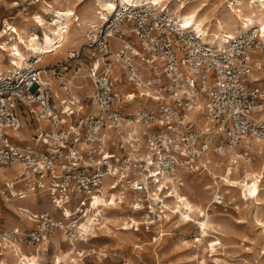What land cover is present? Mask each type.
<instances>
[{"label": "built area", "instance_id": "built-area-1", "mask_svg": "<svg viewBox=\"0 0 264 264\" xmlns=\"http://www.w3.org/2000/svg\"><path fill=\"white\" fill-rule=\"evenodd\" d=\"M118 5L106 17L99 12L83 47L51 67L56 82L44 78L40 55L22 70L0 67V167L19 166L17 177L0 185V198L46 196L59 213H35L29 229L0 228V264L5 249L46 255L57 233L73 248L88 243L98 237L106 211L122 206L131 213L124 229L156 228L154 239H163L174 214L171 195L182 191L187 174L208 171L211 155L234 156L232 167L250 163L253 148L264 143V118L253 115L264 112V76L252 78L264 73L256 28L218 46L183 28L166 7ZM112 38L121 43L115 52ZM81 62L88 92L72 84ZM142 64L151 65L147 76ZM117 66L120 78L113 76ZM124 75L144 105L136 113L127 110L133 102L127 93L117 90ZM24 131L28 139L18 135ZM119 192L130 200L116 197L113 204ZM225 196L217 191L213 203ZM96 197L106 202L93 206ZM89 218L93 228L82 230Z\"/></svg>", "mask_w": 264, "mask_h": 264}, {"label": "bare ground", "instance_id": "bare-ground-1", "mask_svg": "<svg viewBox=\"0 0 264 264\" xmlns=\"http://www.w3.org/2000/svg\"><path fill=\"white\" fill-rule=\"evenodd\" d=\"M236 2V5L231 6V0H220L218 5H215L210 0H118L117 2L113 0H55L54 3L44 5L46 15L50 16L49 19L40 13L37 14L35 22L41 28L40 30H30L29 26L14 28L16 33H9L8 37L0 42V67H3L6 71L22 70L27 67L33 56L40 55L41 61L39 64L44 69V78L56 82V78L54 76L52 77L51 67L61 61L67 60L69 55L76 51L77 46H80L79 49L83 47L85 42L84 34L90 25L99 21V12L106 17L108 14L116 12L119 7L118 4L125 5L127 3H135V6L148 4L160 8L166 7L179 18L183 28L198 32L214 45L221 46L228 38H236L238 35L252 28H256L259 31L261 40L264 41V0H236ZM89 3H92L94 6V11L91 16L86 17L87 14L85 16L83 13H78L80 7L83 8ZM89 8L92 9L91 7ZM76 16H78L77 23H75ZM2 36H0V40ZM116 49L113 48V52ZM6 58L8 59V65L5 63ZM151 69V65L142 64L140 72L147 76L152 71ZM121 70L122 68L120 66H117V70H113L115 77L120 78L122 74ZM155 71L159 72L160 70L155 69ZM84 75L82 73V75L77 76L78 83L73 82L72 84L79 85L81 88H84L83 91L86 90L88 92L91 86L81 78ZM262 76H264L263 72H254L252 74V78L254 79H259ZM120 87L122 89L130 88L131 90L129 91L131 93H127L126 95L129 100H132L138 105L139 94L136 89H132V84L120 85ZM56 89L59 94L63 95L60 88ZM139 89L141 91L143 90L141 87ZM138 110L139 107L133 111L129 110V112L136 113ZM261 117L264 118V112L261 114ZM191 118L195 117L192 116ZM202 121L199 120L198 123L201 124ZM124 128L126 129V126ZM18 135L23 139L28 138V134H23L22 132L18 133ZM253 151L256 156L252 162L238 164L234 167L230 163L234 156L227 155L226 157H218L211 155V167L213 168H209V175L216 184L229 187V189L232 188L233 190L238 189L240 190L239 194L241 196L250 199L255 204V211L252 213L253 222L264 227V212H260L263 204L264 143L253 148ZM14 168V171H10L8 167H0V176L3 179L0 178V181L16 178L19 166H14ZM208 188L210 186H206L205 189ZM173 192L174 194L171 196H175L176 199L172 200V204H168V208L178 218L174 219L172 215L169 216V218H173L171 223L175 227L192 226L198 231V237L196 239H181L180 243L185 247L195 244L198 248L210 249L211 256H215L218 253V248L213 244L215 233L223 231L224 226L211 216L208 210L211 201L207 200L203 195L195 196L189 194L186 190L180 192L177 188H174ZM127 195L124 192H119L112 197V203H117L116 197L122 202L127 200ZM35 196V194L29 193L28 197L23 201L32 199ZM5 202L7 203L8 209H13L24 218V221L22 220L23 223L11 218L9 227H19L22 226L21 224H32V215L26 213L29 210L25 209L26 211H24V208L17 207L15 202H10L8 199ZM100 202L106 201L103 197H96L93 206L98 205ZM122 211V213L105 217L104 224L100 227V231L104 236L112 235L116 239H124V234H134L129 229L123 228L126 219L131 215L128 214L126 207L122 208ZM123 213H126V216ZM134 222L136 223L137 220H134ZM125 225L128 226V224ZM92 228V218L82 223V230L88 231ZM262 232H264V229ZM64 238L65 236L63 234H56L54 243L57 248H59L60 242ZM19 250V248L17 250H3V263L41 264L40 261L43 257L41 254H37L33 249H30L32 251L30 253L23 252L21 254ZM71 252V249L66 251L60 249L53 257V264H81L77 256L74 253L71 254ZM100 253L104 256L107 255V252L104 250L100 251ZM198 263L206 264L204 256Z\"/></svg>", "mask_w": 264, "mask_h": 264}, {"label": "rangeland", "instance_id": "rangeland-1", "mask_svg": "<svg viewBox=\"0 0 264 264\" xmlns=\"http://www.w3.org/2000/svg\"><path fill=\"white\" fill-rule=\"evenodd\" d=\"M210 1L215 5H218L220 2V0ZM54 2L55 0H0V36L3 35L0 42L4 41L9 33L15 34L16 31L14 28L29 26L30 30H40L41 28L37 26L35 18L37 14L40 13L47 16L49 19L50 16L46 15L44 5ZM78 11V13H83L85 16L87 14L86 17H89L94 11V6L92 3H89L83 8L80 7ZM98 20L100 21V14L98 15ZM203 39H206V37L204 36ZM111 44L112 48L116 49L121 43L113 39ZM79 48L80 46H77L76 50ZM7 61L8 59L5 60V63L8 65ZM158 67H160V70L162 69L161 66L158 65ZM79 68H81L80 75H82V73L85 74L84 69L86 67L83 62L80 63ZM75 70L77 69L73 66L70 71L71 75L75 74ZM115 70H117V68ZM113 76H115L114 73ZM125 80L126 75L123 76V83H120L121 86L129 84ZM117 88V90H122L125 93H131V91H129L131 90L130 88L122 89L120 86ZM132 89L135 88L132 87ZM136 105L137 104L134 102L130 105L126 104L127 110L133 111L137 107L141 108L144 106L141 105L140 101L138 105ZM253 115L256 118L261 117V114ZM24 133L28 134L26 131H24ZM8 169L14 171L15 168L8 167ZM209 171L210 170L202 173L187 174L188 176H186L182 191L186 190V192L195 196L203 195L207 200H210L211 203L208 210L211 216L224 226L223 231L215 233L213 244L218 248V253L215 256H211L212 253L210 249H204L203 247L198 248L195 244L189 247L183 246L180 240L196 239L198 237V231L192 226L175 227L171 222L173 218L177 219L178 217L175 214H171L173 218L171 222L166 225L163 239H154V237H156V228H152L150 231L142 228L140 232L130 230L134 234H124V239H116L112 235L104 236V234L99 231L96 234L98 237L89 238L88 243L78 242L75 248L71 247L68 242L63 241L64 239L60 242L59 248L55 246V243H51L49 246L50 251L41 258V264H53V257L60 249L63 251L68 249L74 250V255L77 256L81 264H199L198 261L201 260L203 256L206 259V264H264V232H262L264 227L253 222L252 213L255 211V204L250 199L241 196L239 194L240 190H233L232 188L229 189V187L216 184L209 175ZM109 181L110 180L107 179V182ZM2 183L3 181H0V185H2ZM206 186H210V188L205 189ZM219 190L220 193L226 195L225 201L222 204L213 203L215 194H217ZM127 200H130L129 196ZM10 202H15V205L24 208V211H26L25 209L29 210V212L26 211V213L32 215L31 219L35 213L42 211H53L59 215L58 211L53 208L54 206L49 197L46 196L36 195L32 199L23 201L24 203L21 202V200ZM262 203L260 212H264V186L262 188ZM125 207L126 206L117 209H108L106 211V216L122 213V208ZM127 209L128 214L131 215L129 208ZM22 213L24 212L22 211ZM123 214L126 216V213ZM11 218L19 220L22 223L24 221L21 214L15 212L13 209H8L5 200L0 198V228H13L14 226H8L10 225ZM31 221L32 224H21L22 226L19 227L29 229L34 225V221ZM79 249L80 251L87 250V253L84 256L80 255L82 256L80 257L79 254L77 255L76 253ZM90 249L95 250L91 255L88 254V250ZM102 250L107 252L106 256L100 253Z\"/></svg>", "mask_w": 264, "mask_h": 264}, {"label": "crops", "instance_id": "crops-1", "mask_svg": "<svg viewBox=\"0 0 264 264\" xmlns=\"http://www.w3.org/2000/svg\"><path fill=\"white\" fill-rule=\"evenodd\" d=\"M69 75V74H68ZM83 90H84V88H82ZM85 92H86V90H85ZM59 96L61 97L62 96V94H59ZM132 111V110H131ZM23 133V132H22ZM23 134H25V133H23ZM21 137V136H20ZM22 138V137H21ZM28 138H29V135H28ZM28 138H26V139H28ZM34 250V249H33Z\"/></svg>", "mask_w": 264, "mask_h": 264}]
</instances>
